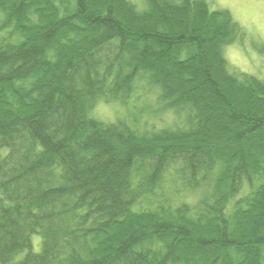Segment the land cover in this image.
Listing matches in <instances>:
<instances>
[{"label":"trees","instance_id":"1","mask_svg":"<svg viewBox=\"0 0 264 264\" xmlns=\"http://www.w3.org/2000/svg\"><path fill=\"white\" fill-rule=\"evenodd\" d=\"M144 3L0 0V264H264V79L224 54L243 32Z\"/></svg>","mask_w":264,"mask_h":264},{"label":"rangeland","instance_id":"2","mask_svg":"<svg viewBox=\"0 0 264 264\" xmlns=\"http://www.w3.org/2000/svg\"><path fill=\"white\" fill-rule=\"evenodd\" d=\"M138 8L145 6L144 0H130ZM211 9H226L239 24L242 38L235 40L224 48L230 69L236 73L246 72L264 79V0H207ZM123 113V108L115 103L99 102L92 110L94 117L112 121ZM163 119L157 125L170 122V117L160 115ZM33 249L40 246V237L32 236Z\"/></svg>","mask_w":264,"mask_h":264}]
</instances>
